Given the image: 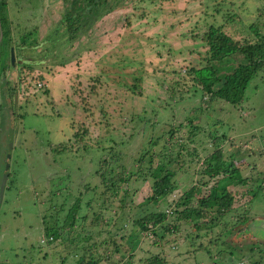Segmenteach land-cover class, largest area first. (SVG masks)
I'll use <instances>...</instances> for the list:
<instances>
[{"label":"rangeland","instance_id":"obj_1","mask_svg":"<svg viewBox=\"0 0 264 264\" xmlns=\"http://www.w3.org/2000/svg\"><path fill=\"white\" fill-rule=\"evenodd\" d=\"M65 4L6 0L4 12L14 42L21 30H31L39 40L35 48L21 49L19 67L7 70L6 76L16 80L28 70L21 61L29 59L45 84L25 98L17 92L11 116L4 109L10 107L9 99L0 93V177L5 172V142L12 140L9 174L0 190V245L15 246L11 252L16 250L29 264H75L83 245L93 241L96 253L105 258L100 264H119L128 254L134 264H147L146 258L156 252L165 259L162 264H264V183L249 202L223 216L204 213L196 226L173 212L167 221L174 228L164 230L157 224L154 234L140 232L132 222L169 206L192 180L206 178L200 171V158L212 148L206 131L224 135V158L245 164V172H264V65L248 81L240 105L216 98L207 101L204 112L198 106L207 94L190 71L204 62L201 35L209 23L222 24L237 40L264 39V0H126L72 41L66 39L61 20ZM239 61L236 53L227 62ZM134 77L139 80L132 88ZM189 116L199 127L193 135L187 134ZM81 123L88 146L73 140ZM167 123L182 124L174 131L172 145L152 148L169 154L180 150V142L186 147L180 150V160L169 165L178 186L166 199L146 202L145 191L131 201L128 194L119 208L116 196L108 203L94 193L91 187L96 184L95 192L101 190L94 169L102 154L112 148L129 161L149 137L161 132L166 137ZM58 143L72 148H59ZM140 184V179L131 180L130 192ZM79 192L74 226L62 228L56 239L40 241L41 216L49 214L43 209L56 208L57 216L50 213L46 219L58 217L60 222Z\"/></svg>","mask_w":264,"mask_h":264},{"label":"trees","instance_id":"obj_2","mask_svg":"<svg viewBox=\"0 0 264 264\" xmlns=\"http://www.w3.org/2000/svg\"><path fill=\"white\" fill-rule=\"evenodd\" d=\"M64 1L66 4L61 20L64 24V32L68 41L77 38L80 32H85L86 27L90 26L103 13L110 11L116 6H122L126 2V0ZM5 8L6 0H0V52H2L5 59L2 60L3 63L1 62L2 64L0 65V81L3 99H9L7 102L11 103L19 88V80L17 78L11 81L6 76L7 70L10 69L9 47L12 46L13 51L15 50L14 56L19 57L21 56V49H33L39 44V40L31 36V30H21L17 34L18 41L14 42L10 21L6 12H4ZM201 38L206 45V50L202 56L204 62L201 66L190 68L193 73V81L200 86V90L204 94H207L206 98L201 96V106H198V109L204 112L207 101H212L216 98H220L232 105L240 104L244 98V89L248 81L264 65V39L258 37L252 41L237 40L224 31L222 24L213 23L207 24ZM236 53L240 54L241 61L234 65L228 64L227 61L231 60V56ZM38 60L40 61V59ZM65 60L66 58L59 60V63H63ZM17 66L19 67V65ZM20 66H25L28 70L32 69L29 59H23ZM94 80H97V78L95 77ZM138 80V77L133 78L132 88L136 87ZM93 86L91 84L90 88ZM81 99L83 100V97ZM191 109L194 110L195 108L192 107ZM1 110L2 105L0 103V112ZM12 113L14 114V110ZM205 116L204 114L203 119ZM192 117L194 116H189L185 120L187 122L185 123L189 126L187 130L189 135H193L199 130L196 119ZM203 124L204 126L207 125L206 122ZM166 125L167 128L165 129L168 132L166 137L163 132L152 139L148 136L149 139L145 140L144 144L142 143L136 154L132 155L129 161H124L121 151H113L112 148H109L108 153L102 154L98 160V166L94 169V172L99 176L101 190H99V193L95 192L96 184L91 187L94 188V193L100 194L102 200L108 203L112 197L116 196L117 200L120 201L119 208L123 206L121 200L128 194L131 196V201H134L135 196H141L145 191L144 199L146 202L157 204L166 199V196L178 186V183L172 180V172L169 171V165L180 160L182 156L180 150L185 145L180 142V150H175L173 153L169 151V154H161V152L152 148L154 144L159 143V146L165 145L169 149L174 141L172 139L174 131L182 126L181 123H167ZM204 129H206V126ZM86 133L87 129L82 123L78 124L77 129L72 133L74 135L73 140L79 142L81 147L83 145L88 146L85 140ZM206 135L212 145V148L200 158L202 165L200 171L201 174L206 175V178H202V180L200 178L196 181L192 180L186 188H183L178 196L168 203L171 208L169 213L165 212L164 209H160L147 212L139 218H135L132 222L138 225L140 232L148 231V233L154 234V227L157 224H163L164 230L173 229L174 225L167 221V216L172 212L175 214V218L190 222L192 226H196L204 219V213L223 216L226 212L236 209L240 204L249 202L255 190L264 183L263 178L253 186L242 190L240 187H242L246 178L241 175L239 164H236L232 159L223 157L221 138L224 135L222 133L211 135L207 131ZM175 141L177 140L175 139ZM65 146L68 145L64 143L57 144V147L62 149ZM68 147L72 148L71 145ZM192 149L195 150V147L192 146ZM137 179L141 180V184L130 192V181ZM83 187L85 189L88 188L87 186ZM79 200L80 192L74 196V200L67 207L60 222L58 217H53L50 220L46 219L50 213H54L57 216L56 208L49 206L43 209V211L49 209V214L43 213L40 221L42 235L46 236V241L59 237L62 228L66 227L67 229L74 226L76 212L80 207ZM84 218H86V214L82 215V219ZM48 236L51 238L47 239ZM86 237L89 238L85 235ZM68 243H70V239H68ZM130 248L133 249L134 245H131ZM104 259L102 254L96 253L95 242L93 241L83 245L81 254L76 258L75 264H100ZM164 261L165 259L157 252L150 254L146 258L147 264H162ZM119 264H134L131 254H128Z\"/></svg>","mask_w":264,"mask_h":264},{"label":"crops","instance_id":"obj_3","mask_svg":"<svg viewBox=\"0 0 264 264\" xmlns=\"http://www.w3.org/2000/svg\"><path fill=\"white\" fill-rule=\"evenodd\" d=\"M11 149L12 148H10V151H11ZM242 165H245V164H241V165L239 164V170L241 172V175L246 178V181L243 183L242 187H240V188H242V190H246V188H249V187L253 186L254 184H256L255 179H258L260 177V180H261L264 178V172L257 169L255 164L253 167H255L257 170L255 169L254 173H251V172L248 173V171L245 172V169L242 168ZM2 241H4V240L3 239L0 240V243ZM13 247L15 249V246H12L9 244L5 248L2 247V245H0V264H29L28 261L22 262V259H20V257L18 256V252L16 250L13 249V251L11 252V249ZM4 249H7V251H4ZM236 262H238V264H240V262L238 260H235L233 262V264H236Z\"/></svg>","mask_w":264,"mask_h":264},{"label":"built area","instance_id":"obj_4","mask_svg":"<svg viewBox=\"0 0 264 264\" xmlns=\"http://www.w3.org/2000/svg\"><path fill=\"white\" fill-rule=\"evenodd\" d=\"M26 70V69H25ZM18 78V90L17 92L19 93L20 97H27L28 95L34 94L35 90H38L41 88L44 84L45 81L44 79L40 76V72L37 70H34L33 68L30 70L25 71L24 73L18 75L16 79ZM171 208L169 206L164 208V211L169 213ZM51 237L48 236L47 239H50ZM45 241L46 237L42 236L40 238V241ZM238 264V262H236Z\"/></svg>","mask_w":264,"mask_h":264},{"label":"flooded vegetation","instance_id":"obj_5","mask_svg":"<svg viewBox=\"0 0 264 264\" xmlns=\"http://www.w3.org/2000/svg\"><path fill=\"white\" fill-rule=\"evenodd\" d=\"M10 47H12V46H10ZM10 47H9V51H10ZM12 50H13V47H12ZM9 51H8V58H9ZM1 54H0V65L3 63L2 62V60H5L4 58H3V54H2V52H0ZM13 54H14V51H13ZM20 61V58L19 57H15L14 56V62L13 63H11L10 62V59H9V65H10V69L11 68H13V67H15V66H17L18 65V62ZM2 62V63H1ZM1 91H2V86H1V81H0V93H1ZM1 95V94H0ZM2 97V96H1ZM14 102V101H13ZM4 109H5V111H6V113L8 114V116H11L12 115V111H13V106H12V102L10 103V107H8L7 105L6 106H4ZM9 109V110H8ZM8 112H11V114L10 113H8ZM7 135H8V131H7ZM6 135V137H8ZM8 141H10L11 142V145H12V140H7L6 142H5V152H6V146H7V142ZM11 148H12V146H10ZM5 152H4V154H5ZM3 167H4V165H3ZM4 170V169H3ZM6 173H8V171L6 170ZM8 175H6V177H7ZM0 182H1V177H0Z\"/></svg>","mask_w":264,"mask_h":264},{"label":"water","instance_id":"obj_6","mask_svg":"<svg viewBox=\"0 0 264 264\" xmlns=\"http://www.w3.org/2000/svg\"><path fill=\"white\" fill-rule=\"evenodd\" d=\"M0 38H1V31H0ZM9 59H10V62L13 63L14 62V54H13V50H12V47H10V51H9ZM8 148L6 150V154H5V157H4V171L3 174H2V177H1V182H0V190L2 189V184H3V181L5 179V175H6V169L8 167V157H9V151H10V146H11V142L9 141L8 143ZM1 192V191H0Z\"/></svg>","mask_w":264,"mask_h":264}]
</instances>
